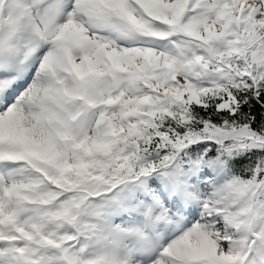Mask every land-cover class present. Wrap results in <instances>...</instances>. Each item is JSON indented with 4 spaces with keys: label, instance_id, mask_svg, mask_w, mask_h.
Instances as JSON below:
<instances>
[{
    "label": "snow or ice",
    "instance_id": "obj_1",
    "mask_svg": "<svg viewBox=\"0 0 264 264\" xmlns=\"http://www.w3.org/2000/svg\"><path fill=\"white\" fill-rule=\"evenodd\" d=\"M0 264H264V0H0Z\"/></svg>",
    "mask_w": 264,
    "mask_h": 264
}]
</instances>
